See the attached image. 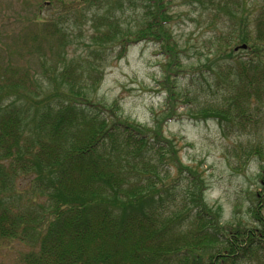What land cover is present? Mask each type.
I'll list each match as a JSON object with an SVG mask.
<instances>
[{"label":"trees","instance_id":"trees-1","mask_svg":"<svg viewBox=\"0 0 264 264\" xmlns=\"http://www.w3.org/2000/svg\"><path fill=\"white\" fill-rule=\"evenodd\" d=\"M32 5L10 52L36 55L37 69L0 47V244L23 248L10 264H264V0ZM178 9L206 35L196 67L173 34ZM86 26L81 52L72 38ZM139 44L165 59L164 118L151 126L96 97L108 65ZM183 114L248 137L234 148L240 167L258 164L244 218L222 222L203 174L165 135Z\"/></svg>","mask_w":264,"mask_h":264},{"label":"rangeland","instance_id":"rangeland-1","mask_svg":"<svg viewBox=\"0 0 264 264\" xmlns=\"http://www.w3.org/2000/svg\"><path fill=\"white\" fill-rule=\"evenodd\" d=\"M35 1L0 0V47H8L7 58L13 64H29L34 70L37 69L36 55L27 56L21 48L17 49L18 53L10 50L14 41L21 43V37L29 29L27 20L37 12L32 5ZM16 13L23 17H17ZM41 14L48 17L53 12L46 6ZM198 22L197 14L182 9L176 11L172 30L180 47L186 51L183 63L187 64L184 65L196 67L208 56L206 35ZM82 30L81 38L77 31L72 38L73 47L78 45L81 52L84 51L82 43L91 31L88 26ZM157 53L158 49L150 44L130 47L124 58L111 62L105 69L97 99L108 104L117 99L122 115L138 124L151 126L155 120L163 119L165 95L159 83L164 77L162 65L165 59ZM165 135L182 142L180 156L183 163L196 167L203 174L207 184L206 202L222 209V222L244 218L247 193L257 182L258 164L253 162L248 167H240L234 148L240 143L246 145L248 137L243 136L238 142L231 131L220 129L212 121H192L187 114L167 123ZM236 205L239 206V214L235 217ZM22 250L18 245L0 244V264H10Z\"/></svg>","mask_w":264,"mask_h":264}]
</instances>
